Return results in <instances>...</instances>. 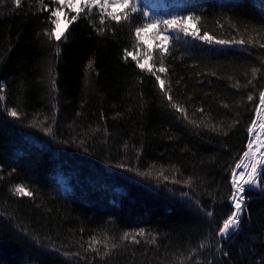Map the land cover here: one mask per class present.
Segmentation results:
<instances>
[{
	"label": "trees",
	"instance_id": "trees-1",
	"mask_svg": "<svg viewBox=\"0 0 264 264\" xmlns=\"http://www.w3.org/2000/svg\"><path fill=\"white\" fill-rule=\"evenodd\" d=\"M183 2L198 35L244 43L172 38L153 75L126 55L143 10L85 9L57 41L56 1L0 0V264H264V170L217 235L264 89V0Z\"/></svg>",
	"mask_w": 264,
	"mask_h": 264
},
{
	"label": "snow or ice",
	"instance_id": "snow-or-ice-1",
	"mask_svg": "<svg viewBox=\"0 0 264 264\" xmlns=\"http://www.w3.org/2000/svg\"><path fill=\"white\" fill-rule=\"evenodd\" d=\"M43 2V0H42ZM16 3L19 4V0H16ZM60 5L67 6L68 8L75 7L77 15H74L71 17V20H68L67 23L61 27L59 23V17L61 15V12L63 8H57L52 10L51 16L56 17V19H52L51 23L55 25L54 29L51 33H47L49 36V39H51L53 36L57 41H60L64 36L65 32L68 28V25L72 22L78 19V17L84 12V9L87 8L89 12H91L94 8L101 9L102 17H101V23H104V19L108 18L111 19L117 23H121L123 21L130 20L132 16L129 13V9H131V12H136V8L130 3V0H75V3L72 2V0H59ZM114 9V10H109ZM115 9H119V11H115ZM67 13H65V18L67 19ZM184 19L185 18H174L172 20H165V21H154L151 24H144V28L148 27H158L161 23L164 25V28L161 29L160 32H157L156 35L161 36L160 39V48L159 51L161 52V64H163V54L166 53L168 49V41L171 39L169 33L179 31L184 33L186 36H195L196 39L204 40L205 42L211 44L213 43V37L205 33L204 35H196L198 29L189 30L188 28L184 27ZM187 19H194L199 20V17H188ZM135 36L137 41L140 40L141 32L143 29L139 26L135 27ZM161 32L163 35H161ZM217 44H228V43H239L243 44V40L239 41H226V40H217L215 41ZM261 47H264V45H261ZM57 52H59V48H57ZM149 57H151V53H145ZM126 55H130V53L126 52ZM133 60L137 61V66L140 68H144L143 64H140L139 60L136 56H132ZM149 71H151V67L148 68ZM158 71L164 72L165 68L161 66ZM256 69H253V74L255 75ZM153 75H155V72H152ZM157 79L159 80V76H157ZM161 84H163V81H161ZM249 100H252V96L248 97ZM169 100H171V97H169ZM260 104L264 106V92L260 93ZM174 108H176L177 111L183 112L184 110L177 105H172ZM260 112H264V108L258 109V114ZM10 116L16 117L18 114L15 111H9L8 113ZM259 123V126L262 130H264V119H261L259 121H253V126L249 127L248 132L250 135L254 134V127L255 125ZM264 134V133H262ZM253 142L250 141L248 148L249 152H245V157L249 156L250 154L253 157L254 162L250 165L251 171L241 173L240 178L237 179L235 173L233 175V181H232V195L230 197L231 202V213L227 216V218L223 221V226L219 228L217 235L220 237H229L232 234H234L241 226L243 222V214L245 212V185L249 186H258L256 185V179L259 175L258 172V165H264V159H255V152H252ZM260 147H264V143L260 144ZM237 167L239 168L240 165L238 164ZM247 176L248 179H244V176ZM165 180H167V177H164ZM173 183H176L177 181H172ZM185 184L190 185V181H185ZM15 194L21 195V196H31L32 193L27 191L22 186H16L14 189ZM184 195H187L185 193ZM209 215H212V213H209ZM143 230H141L137 235H143ZM122 239H129V234L124 233V236ZM134 239V237H133ZM93 243H96V241L93 239ZM107 248V245H105ZM112 247H116V245H113ZM105 255H107V252H105ZM223 255L227 256L228 253L224 252Z\"/></svg>",
	"mask_w": 264,
	"mask_h": 264
},
{
	"label": "rangeland",
	"instance_id": "rangeland-1",
	"mask_svg": "<svg viewBox=\"0 0 264 264\" xmlns=\"http://www.w3.org/2000/svg\"><path fill=\"white\" fill-rule=\"evenodd\" d=\"M54 1H56V3H57L56 9L57 8H63L61 15L59 17V23H60L61 27H63V25L65 23H67V21L70 20L72 16L77 15L76 9H75V7L68 8L66 5L65 6L60 5L59 0H54ZM72 2L75 3V0H72ZM130 3L136 8V12L139 10H143L145 12L146 19H145V22L140 26L143 29V31L141 32L140 40L137 41V44H138L137 48L133 52H128V53H130V55H128V56L130 58H132V56H136L137 59L139 60L140 64L144 65V68H141V69L149 71L148 68L151 67V71H149V72H155L156 73L159 68L154 67V65L152 63V61H153L152 59H153V56L155 53H161L159 51L161 36L156 35V33L160 32L161 29L164 28V25L161 23L158 27H155V28L154 27L144 28V24L145 23L151 24L154 21L172 20L174 18H185L184 19V27L188 28L189 30H194V29H198L196 20L187 19L188 17H193V16L189 13H183V9H184L183 0H130ZM85 9H87V8H85ZM96 9H98L101 12V9H99V8H96ZM109 10L111 11L114 9H109ZM115 11H119V9H115ZM129 12H131V9H129ZM65 13L68 14L67 19L65 18ZM53 18L56 19V17H53ZM54 27H55V25H54ZM161 35H163L162 32H161ZM169 35H170L171 39L172 38L185 39L187 37H190V38L195 37V36H186V35H184V33L179 32V31L170 32ZM196 35H198V31H197ZM169 41H168V43H169ZM215 41H217V40H215L213 38V43H215ZM145 53H151V57H149ZM135 62L137 63L136 60H135ZM260 108H262V107H261V104L259 102V106L257 109H260ZM257 117H258V119H264L261 112L258 114V110L255 114L254 120H256ZM252 126H253V122H252L250 127H252ZM249 140H250V134H249L247 148L249 145ZM252 163H253V157L251 154L247 157H245V155H243L242 158L240 159V161L236 164V166L234 168L231 182L233 181L234 173H235V175H237V173H239L240 171H242L243 173L251 171L250 165ZM238 164L240 165L239 168L237 167ZM262 169L264 170V165H261L258 167L259 175H260V172ZM259 175L256 179V185H258V186L245 185V189H247V188H255V189L259 188ZM237 179H238V177H237ZM244 179H248V177L245 175ZM60 190L62 193H66L67 187L64 184H61Z\"/></svg>",
	"mask_w": 264,
	"mask_h": 264
},
{
	"label": "bare ground",
	"instance_id": "bare-ground-1",
	"mask_svg": "<svg viewBox=\"0 0 264 264\" xmlns=\"http://www.w3.org/2000/svg\"><path fill=\"white\" fill-rule=\"evenodd\" d=\"M262 108H264V106L261 105ZM263 117H264V112H261ZM261 119H257L255 121H259ZM264 130H262L259 126V123H257L254 127V134L250 135V141L253 142V147H252V152H255V159H264V147H260L261 143H264ZM248 142V141H247ZM254 162V160H253ZM261 165H258V167ZM240 170V169H239ZM241 173H243L242 171H240L239 173H237V177L238 179L240 178Z\"/></svg>",
	"mask_w": 264,
	"mask_h": 264
},
{
	"label": "water",
	"instance_id": "water-1",
	"mask_svg": "<svg viewBox=\"0 0 264 264\" xmlns=\"http://www.w3.org/2000/svg\"><path fill=\"white\" fill-rule=\"evenodd\" d=\"M245 152H249V149H248L247 147H246V149H245L244 153H245ZM232 189H233V188H232Z\"/></svg>",
	"mask_w": 264,
	"mask_h": 264
}]
</instances>
